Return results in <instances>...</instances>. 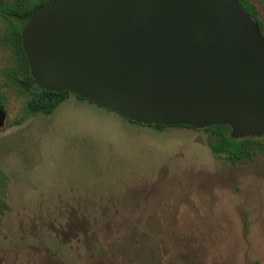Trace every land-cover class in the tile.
<instances>
[{
	"label": "rangeland",
	"instance_id": "374dc122",
	"mask_svg": "<svg viewBox=\"0 0 264 264\" xmlns=\"http://www.w3.org/2000/svg\"><path fill=\"white\" fill-rule=\"evenodd\" d=\"M249 1L264 32V0ZM6 29L0 17V264H264V152L232 164L203 130L72 94L28 115Z\"/></svg>",
	"mask_w": 264,
	"mask_h": 264
},
{
	"label": "water",
	"instance_id": "95a60500",
	"mask_svg": "<svg viewBox=\"0 0 264 264\" xmlns=\"http://www.w3.org/2000/svg\"><path fill=\"white\" fill-rule=\"evenodd\" d=\"M21 46L41 89L144 125L264 135V36L238 0H53Z\"/></svg>",
	"mask_w": 264,
	"mask_h": 264
},
{
	"label": "trees",
	"instance_id": "16d2710c",
	"mask_svg": "<svg viewBox=\"0 0 264 264\" xmlns=\"http://www.w3.org/2000/svg\"><path fill=\"white\" fill-rule=\"evenodd\" d=\"M52 1L35 0V2L30 3L27 0H16L15 4L2 7L5 19L10 21L4 38L14 54L16 62L15 65L6 68L5 74L8 82L15 86L19 93L28 95L25 103L28 115H49L61 102L71 95L67 91L53 92L39 88L31 79L28 63L21 46V29L24 23L38 7ZM238 1L242 8L258 23L264 36L262 22L258 17V11L255 6L249 0ZM0 103L4 105V96L2 94H0ZM149 126L156 130L171 127L156 124ZM172 127L191 128L184 125ZM198 130H203L207 133V146L215 156L226 162L232 164L249 162L255 154L264 152V140H262V137L248 136L234 139L230 136V128L227 125H211Z\"/></svg>",
	"mask_w": 264,
	"mask_h": 264
},
{
	"label": "flooded vegetation",
	"instance_id": "af4514ba",
	"mask_svg": "<svg viewBox=\"0 0 264 264\" xmlns=\"http://www.w3.org/2000/svg\"><path fill=\"white\" fill-rule=\"evenodd\" d=\"M16 3V0H13L12 2L10 1V0H0V17H1V19L3 20V21H5L6 22V24H7V27L9 26V22L10 21H7L6 19H5V16L3 15V8L2 7H6V6H11V5H13V4H15ZM17 22V21H16ZM4 106V105H3Z\"/></svg>",
	"mask_w": 264,
	"mask_h": 264
}]
</instances>
